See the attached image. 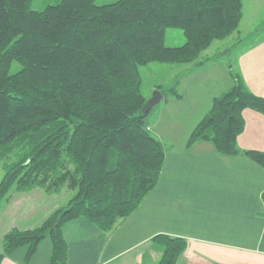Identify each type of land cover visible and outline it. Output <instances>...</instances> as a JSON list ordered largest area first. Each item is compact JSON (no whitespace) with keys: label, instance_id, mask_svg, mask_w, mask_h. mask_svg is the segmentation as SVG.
<instances>
[{"label":"trees","instance_id":"obj_1","mask_svg":"<svg viewBox=\"0 0 264 264\" xmlns=\"http://www.w3.org/2000/svg\"><path fill=\"white\" fill-rule=\"evenodd\" d=\"M32 0H0V208L17 192L74 189L67 203L29 228L12 227L1 240L0 262L25 245L27 262L48 236L50 264H67L65 223L85 217L109 232L153 189L165 165L162 140L143 111L140 65L192 61L214 39L238 28L243 0H60L42 9ZM183 30L179 45L167 27ZM18 69L11 71L14 62ZM213 98L187 140L210 141L228 155L244 153L264 167V149L241 148L247 106L264 113L239 68ZM178 79L164 98L181 94ZM264 198V191H263ZM155 264H177L183 236L157 233Z\"/></svg>","mask_w":264,"mask_h":264},{"label":"crops","instance_id":"obj_2","mask_svg":"<svg viewBox=\"0 0 264 264\" xmlns=\"http://www.w3.org/2000/svg\"><path fill=\"white\" fill-rule=\"evenodd\" d=\"M237 62L249 88L264 96V38L243 49ZM180 65L181 97H163L148 116L165 147L159 180L112 231L85 217L67 221V264H155L163 245L153 236L162 232L187 239L177 264H264V167L244 153H222L207 140L187 146L213 98L233 83L229 67L220 57ZM243 117L238 145L264 149V113L247 106ZM45 195L34 187L0 208V244L10 228L33 227L59 206L44 205ZM39 245L27 262L26 248L19 246L0 264H50L52 243L43 260H36Z\"/></svg>","mask_w":264,"mask_h":264},{"label":"rangeland","instance_id":"obj_3","mask_svg":"<svg viewBox=\"0 0 264 264\" xmlns=\"http://www.w3.org/2000/svg\"><path fill=\"white\" fill-rule=\"evenodd\" d=\"M59 1L60 0H32L30 5L32 8L42 9L47 4H54ZM111 1L114 0H96L97 3H107ZM263 38L264 0H243V16L240 20L238 28L223 38L214 39L206 48L201 51L198 57H196L194 60L185 62H163L155 60L140 65V72L142 76V92L148 98L152 95L156 88H159L157 86L155 87V84H161L164 88L170 86L171 84H174V81L178 79V73L183 69V67H180V64L183 63L193 61L202 62L207 59H209L210 61L214 58L220 57L228 65L229 69L230 67L238 68L237 59L241 51L251 46L252 44L260 42ZM185 39V35L181 28L173 26L167 27L165 33L166 44L179 45L184 43ZM19 66V63L15 61L11 71L18 69ZM159 89L162 92V89ZM155 105L157 106V104ZM4 163L5 160L0 161V179L4 173ZM36 188L46 192V195L42 198V200L44 205L47 204L48 206H53L56 204H59V206L64 205L74 193V189L70 188L67 185L63 186L58 192H48L44 188L39 186H37ZM16 194H18V192ZM31 199L32 198H28V202H30ZM57 207H55L54 209H56ZM31 221L34 220L31 219L30 222ZM20 248L26 247L25 245H22V247L20 246ZM50 248L51 239L46 236L40 242L38 251L39 255L36 260H43V257H45V252L47 254Z\"/></svg>","mask_w":264,"mask_h":264},{"label":"water","instance_id":"obj_4","mask_svg":"<svg viewBox=\"0 0 264 264\" xmlns=\"http://www.w3.org/2000/svg\"><path fill=\"white\" fill-rule=\"evenodd\" d=\"M162 97H163V93L161 92L159 88H156L154 92L152 93V95L147 98L143 106V111L147 112L152 106L159 103Z\"/></svg>","mask_w":264,"mask_h":264}]
</instances>
